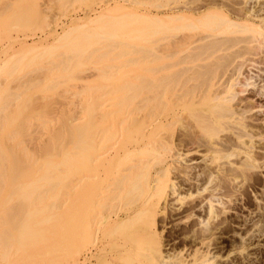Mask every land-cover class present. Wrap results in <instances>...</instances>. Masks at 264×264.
Returning <instances> with one entry per match:
<instances>
[{
	"label": "bare ground",
	"instance_id": "6f19581e",
	"mask_svg": "<svg viewBox=\"0 0 264 264\" xmlns=\"http://www.w3.org/2000/svg\"><path fill=\"white\" fill-rule=\"evenodd\" d=\"M97 4L0 61V264H212L208 249L164 254L162 232L172 219L192 246L223 238L229 184L263 166L264 0ZM28 8L11 27L32 24ZM87 66L102 83L77 107L32 108Z\"/></svg>",
	"mask_w": 264,
	"mask_h": 264
},
{
	"label": "rangeland",
	"instance_id": "374dc122",
	"mask_svg": "<svg viewBox=\"0 0 264 264\" xmlns=\"http://www.w3.org/2000/svg\"><path fill=\"white\" fill-rule=\"evenodd\" d=\"M16 4L22 5L24 10H26L27 7L30 8L31 6V12H27H29L30 16L33 14L31 17L33 21L32 24L26 26L13 25L11 27L12 24H9L7 16L11 12L13 6ZM97 9V0H0V21H5L0 22V49L5 48V51L3 50L2 53L0 52V61L4 59L5 56L12 53L14 50L17 51L18 49H20L22 43H24L23 45L35 46L36 44L40 45L44 43L46 45L53 42V38H55L56 35L59 36L63 32V29L69 28V26L71 25L70 18H72V16L77 14L82 15L81 17L86 14L93 15V13L96 12L95 10ZM73 22L74 21H72V23ZM66 23L67 25H65ZM68 24L70 25L68 26ZM6 29H9V32ZM2 32L5 34L8 32V34L2 35ZM153 48L154 49L151 48L150 50L149 47L147 51L152 52L153 54H151L150 56L154 58V56L158 53V49H156V47ZM136 50L137 49H134L135 52ZM133 55L135 57L143 56L141 52H137ZM144 61L141 60V65L139 64V66L135 67V70H132V68L129 66L119 68L122 71L118 69V75L117 72L115 73L116 77H127L130 74L134 73H136L137 75H143L145 73V70L143 68L146 67ZM156 64L157 62L155 64H152V66L156 68ZM86 68L88 70H86ZM83 71L79 73V75L83 74L81 76L82 79L80 78L70 80L66 84L60 85L58 89L60 90V92L58 91L59 94H57V96L55 95L46 99H42L38 98L40 97L38 94H35L37 98L35 97L36 100L33 101L34 104H32V108L36 107V112H38L40 109L44 108L43 104L45 103V100L47 103L49 102V104L52 102L50 106H53V114H56L55 110H57V113H60L63 109H73L77 107L78 96L77 94L74 95V92H82V89L85 87H92V89H95L96 86H100V84L102 83L100 77L97 76L98 73H100L97 68L87 66L85 67V70L83 69ZM119 71L122 73H120ZM109 83L110 82L108 81L105 82L104 91L106 88V91L110 90L111 83ZM60 94L61 96H58ZM48 99H51V101H47ZM36 101H38V103ZM56 101L59 103L54 104L53 102ZM60 101L62 102V104L60 103ZM253 101L258 102L259 100L258 98H256V96H254ZM40 102H43V104ZM39 103L42 106L38 105ZM258 103L260 105V102ZM36 104L38 107L34 106ZM59 104L60 106H57ZM61 105L63 107H61ZM256 109L259 110L256 112L257 117L261 118V120H259L258 122H263L264 107L262 106L260 108L262 109L261 112L258 107ZM35 125L36 124H34V126L32 127L33 129H36V134L33 132L34 135H36L34 137H37V135L39 137L40 134L44 132V129H41L38 124L36 125V127L38 126V128H36ZM37 130L39 132H37ZM40 138V140L43 141L47 137H45V135L43 134V136H40ZM257 151L260 152L259 154L264 153L262 149H257ZM200 157L201 156H196L193 160V163L197 162V165L202 166L204 164V161L202 157ZM261 161V164H263V166L261 168L253 170V179L250 177L251 180L249 179V181H243L237 186L229 184V188L231 187L227 190L229 196H224V199L228 201L227 206L229 207V210L226 215L228 217L229 223L226 228L227 233L223 238L219 237L212 239L211 241H209V246H207L206 243L202 245L197 243L195 246H192L191 244L194 245V243L190 242L188 238H184L181 236L175 237V232L173 229L174 227L172 226V223L174 222L171 221L172 219L170 221L169 219H166L168 221V224L165 225V228L162 232L164 254H173L181 250V254L186 256L187 254L192 253L193 248L198 247L200 248V251H203L204 253L206 252V249H208V257H210L209 260L213 261L212 264H264V159H260V162ZM196 169H198V167ZM158 225L160 229L163 227V223L160 220ZM199 226L201 225L199 224Z\"/></svg>",
	"mask_w": 264,
	"mask_h": 264
}]
</instances>
